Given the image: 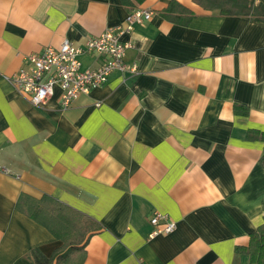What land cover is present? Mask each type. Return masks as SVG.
<instances>
[{"label":"crops","instance_id":"0c3cea01","mask_svg":"<svg viewBox=\"0 0 264 264\" xmlns=\"http://www.w3.org/2000/svg\"><path fill=\"white\" fill-rule=\"evenodd\" d=\"M136 8L153 12L121 36L137 73L113 71L67 109L59 88L36 107L9 81L28 54L82 47ZM263 154L264 22L193 0H0V264L52 257L79 215L97 225L68 264H248ZM156 210L177 228L150 238Z\"/></svg>","mask_w":264,"mask_h":264},{"label":"built area","instance_id":"2783aa9c","mask_svg":"<svg viewBox=\"0 0 264 264\" xmlns=\"http://www.w3.org/2000/svg\"><path fill=\"white\" fill-rule=\"evenodd\" d=\"M149 9L132 10L120 25L109 27L97 36L89 37L82 47L64 41L59 47L46 46L39 52L26 56L28 67L20 69L8 77L19 92L27 94L31 103L39 107L61 91L60 103L63 109L69 108L82 94H88L94 88L102 86L113 71L137 73V65L125 62L126 52L133 46L130 41H122L121 36L133 32L136 24H143L151 19ZM84 52H95L106 57L96 68L83 69L79 56ZM0 170H8L0 165ZM153 230L150 238L174 232L177 223L167 219V215L156 210L151 217Z\"/></svg>","mask_w":264,"mask_h":264},{"label":"trees","instance_id":"16d2710c","mask_svg":"<svg viewBox=\"0 0 264 264\" xmlns=\"http://www.w3.org/2000/svg\"><path fill=\"white\" fill-rule=\"evenodd\" d=\"M195 3L207 10L217 11L220 15L229 16H250L251 18L264 22V0H193ZM176 3L173 2L169 8L173 11V6ZM134 10V9H133ZM187 9H185L186 11ZM193 16H190V19ZM261 163L264 166V154L261 158ZM43 201H48L49 204H53L57 209H65V205L59 201L53 199L52 197H45ZM20 207V206H19ZM56 210V209H55ZM39 210H33L30 215L38 218ZM47 217L51 216L50 212L46 210ZM54 217V216H52ZM82 219L81 224L78 228L73 230L71 228L69 231L57 233V236L63 240V245L56 249L52 257H47L44 255L40 249H34L32 251V256L34 258L35 264H54V260L57 258L56 264H68L72 262V258L77 250L80 249L79 244H81L80 231H87L91 227H96L97 223L95 220L86 218L85 216L79 215ZM39 219H41L39 217ZM82 250V249H81ZM245 252L249 256L248 264H264V221L263 223L251 234L250 243L246 247ZM64 251V252H63Z\"/></svg>","mask_w":264,"mask_h":264}]
</instances>
